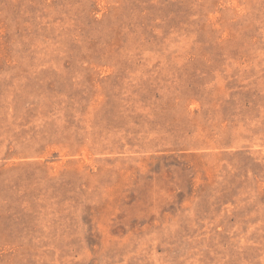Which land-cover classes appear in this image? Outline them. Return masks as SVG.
Returning <instances> with one entry per match:
<instances>
[{"label": "rangeland", "instance_id": "rangeland-1", "mask_svg": "<svg viewBox=\"0 0 264 264\" xmlns=\"http://www.w3.org/2000/svg\"><path fill=\"white\" fill-rule=\"evenodd\" d=\"M0 264H264V0H0Z\"/></svg>", "mask_w": 264, "mask_h": 264}]
</instances>
